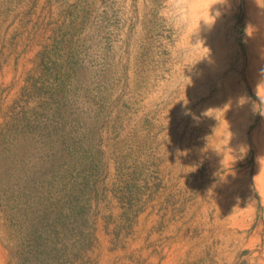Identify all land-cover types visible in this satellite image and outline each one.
I'll use <instances>...</instances> for the list:
<instances>
[{"label":"rangeland","instance_id":"rangeland-1","mask_svg":"<svg viewBox=\"0 0 264 264\" xmlns=\"http://www.w3.org/2000/svg\"><path fill=\"white\" fill-rule=\"evenodd\" d=\"M190 1L0 0V264H263L255 152L220 126L264 0H201L202 28Z\"/></svg>","mask_w":264,"mask_h":264},{"label":"bare ground","instance_id":"bare-ground-1","mask_svg":"<svg viewBox=\"0 0 264 264\" xmlns=\"http://www.w3.org/2000/svg\"><path fill=\"white\" fill-rule=\"evenodd\" d=\"M202 2L201 0H191L189 3L190 14L199 17L200 19L198 21L201 20V23L197 26L198 28H202V26L210 27L214 24V16L212 14H207L205 16L204 14L201 15L200 12L204 7V3L206 5L205 1L204 3ZM253 13L255 15V12L249 9L250 16ZM249 35L250 45L248 47V58L245 61L240 60L238 63L240 64L239 66H234L235 70H239V80L242 83L241 86L238 87V98L231 95L227 86L228 82L225 85L224 90L226 93V101L224 105H222V116L220 115L222 120L220 134L221 136H226L228 139L231 137L230 134L233 136V134L238 133L240 134L241 140L246 144L247 149L249 151L250 149L254 150L255 166L253 167L252 190L258 193L260 202L264 205V19L260 16L256 15L254 28L249 32ZM225 55L226 49L222 44H217L213 53V59L216 60V63L221 64L223 62V56ZM226 65L228 66V69L231 67L229 62H227ZM249 89L259 96L260 101L263 104L262 110H260L258 106L254 108L253 105L250 104L251 109L254 108L256 111L260 110L259 122L250 132L249 129L254 123L255 116L250 118V114L246 112L248 109L246 94ZM220 151L222 152L220 160L225 162L228 160V153L229 151H232V149L220 146Z\"/></svg>","mask_w":264,"mask_h":264}]
</instances>
